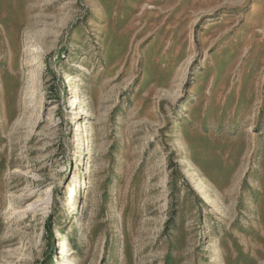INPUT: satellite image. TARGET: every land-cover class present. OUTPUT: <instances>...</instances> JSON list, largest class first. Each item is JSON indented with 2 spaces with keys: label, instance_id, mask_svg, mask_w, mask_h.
<instances>
[{
  "label": "rangeland",
  "instance_id": "374dc122",
  "mask_svg": "<svg viewBox=\"0 0 264 264\" xmlns=\"http://www.w3.org/2000/svg\"><path fill=\"white\" fill-rule=\"evenodd\" d=\"M0 264H264V0H0Z\"/></svg>",
  "mask_w": 264,
  "mask_h": 264
}]
</instances>
